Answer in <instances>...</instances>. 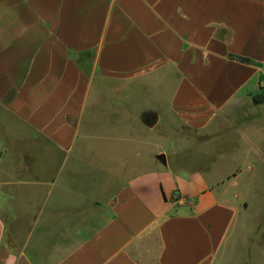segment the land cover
<instances>
[{"label":"crops","instance_id":"1","mask_svg":"<svg viewBox=\"0 0 264 264\" xmlns=\"http://www.w3.org/2000/svg\"><path fill=\"white\" fill-rule=\"evenodd\" d=\"M259 96L264 0H0V264H222ZM179 128L234 138L159 160Z\"/></svg>","mask_w":264,"mask_h":264},{"label":"rangeland","instance_id":"2","mask_svg":"<svg viewBox=\"0 0 264 264\" xmlns=\"http://www.w3.org/2000/svg\"><path fill=\"white\" fill-rule=\"evenodd\" d=\"M243 109L248 111L251 107H244ZM256 111H264V107L258 108ZM244 115H250V113ZM232 116L228 122L235 120L234 115ZM246 120L250 122L251 118H246ZM261 121L264 125V119ZM227 124L222 123L220 125L226 127ZM176 132L169 134L170 138L173 136L176 143L173 146V149H175L172 151L164 148L159 151V155H165L170 160L176 159L177 162L182 163V166H192L198 169L205 168L212 160L213 162L220 160L224 153V149H203V142L217 141L222 142L223 145L227 138L229 140L234 138L233 133L228 130H217L215 133L205 135L193 133L185 128L176 129ZM164 137H167V135H164ZM231 165L226 162L223 164V169L224 167L228 169ZM148 167L137 166L136 168ZM241 171L243 172L242 178L235 190L241 194L239 198L245 203V207L243 214L232 229L225 251L226 257L222 264H264V165L251 163L250 159L234 172ZM16 238L19 240L18 237ZM15 241L8 238L0 248V254L4 256L9 248H16L17 241Z\"/></svg>","mask_w":264,"mask_h":264},{"label":"trees","instance_id":"3","mask_svg":"<svg viewBox=\"0 0 264 264\" xmlns=\"http://www.w3.org/2000/svg\"><path fill=\"white\" fill-rule=\"evenodd\" d=\"M232 58H234L235 60H238L241 63H245V64H250L252 61L248 58L245 57H240V56H232ZM264 101V97L263 96H259L255 98V102L256 103H261Z\"/></svg>","mask_w":264,"mask_h":264},{"label":"water","instance_id":"4","mask_svg":"<svg viewBox=\"0 0 264 264\" xmlns=\"http://www.w3.org/2000/svg\"><path fill=\"white\" fill-rule=\"evenodd\" d=\"M158 159L166 163V156L165 155L158 156Z\"/></svg>","mask_w":264,"mask_h":264}]
</instances>
